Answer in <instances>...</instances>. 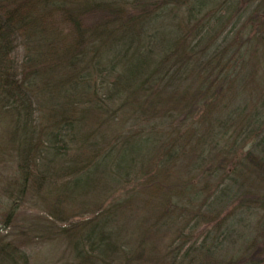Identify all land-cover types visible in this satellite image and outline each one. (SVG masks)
I'll return each instance as SVG.
<instances>
[{"label": "trees", "instance_id": "obj_1", "mask_svg": "<svg viewBox=\"0 0 264 264\" xmlns=\"http://www.w3.org/2000/svg\"><path fill=\"white\" fill-rule=\"evenodd\" d=\"M221 3L0 0L19 192L76 203L74 264H264V236L232 232L264 208V0L226 32ZM0 262L26 264L9 242Z\"/></svg>", "mask_w": 264, "mask_h": 264}, {"label": "rangeland", "instance_id": "obj_2", "mask_svg": "<svg viewBox=\"0 0 264 264\" xmlns=\"http://www.w3.org/2000/svg\"><path fill=\"white\" fill-rule=\"evenodd\" d=\"M216 1V0H214ZM218 1V0H217ZM221 9L217 12L223 18L225 23L224 32L229 30L234 24L239 26L244 24V18L251 9L258 6L263 0H220ZM236 4L248 7L247 11L243 14L239 23H235L239 11H234ZM226 8V9H224ZM230 9H233L231 12ZM229 10V12L227 11ZM222 34V33H221ZM221 34L217 40L221 38ZM12 57L15 61L20 63L24 55L20 43L15 44L12 50ZM45 100V99H44ZM42 120V117H40ZM11 113H6L0 108V242H9L18 245V249L23 252L26 264H74L71 246L67 235L60 234L59 228L67 224V220L71 218L80 219L81 216L75 217L68 215V208H73L71 213L77 211L78 206L67 204L65 202L54 201L53 197L49 198L45 195L50 186H43L39 188L38 185L32 186L30 183L25 192L20 191V181L15 173V141H14V125L11 122ZM88 125L93 126L92 122ZM84 129H89L86 124L81 126ZM114 163V162H113ZM22 185V184H21ZM101 185H99L100 187ZM45 188V189H44ZM134 187L129 185L118 191L119 195H132ZM116 195V194H115ZM52 198V199H50ZM93 198L92 196L88 197ZM237 204V202H234ZM51 207L55 210V220L49 215L46 207ZM72 206V207H71ZM135 209L130 210L127 214L135 213ZM232 206L229 207V210ZM66 213V214H65ZM58 214V215H57ZM68 216V217H67ZM62 217L64 218L63 220ZM237 217V216H236ZM242 221L237 222L232 226L234 228L233 234L236 238H241V232H247V237L262 239L264 236V208L257 209L256 211H247L240 215ZM11 223L6 229L8 223ZM211 227V226H210ZM4 229V230H3ZM172 231L167 230L166 233ZM234 236V238H235ZM239 249L240 239H237ZM228 243V242H227ZM229 247L232 248L231 245ZM230 250V249H229ZM237 253V252H236ZM2 264V262H0ZM3 264H11L4 262Z\"/></svg>", "mask_w": 264, "mask_h": 264}]
</instances>
